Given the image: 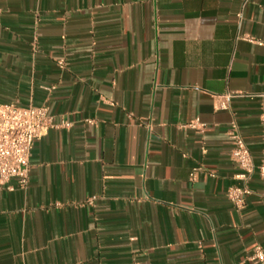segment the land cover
Here are the masks:
<instances>
[{"label": "crops", "instance_id": "obj_1", "mask_svg": "<svg viewBox=\"0 0 264 264\" xmlns=\"http://www.w3.org/2000/svg\"><path fill=\"white\" fill-rule=\"evenodd\" d=\"M0 104L56 125L0 184V264H260L264 0H0Z\"/></svg>", "mask_w": 264, "mask_h": 264}, {"label": "built area", "instance_id": "obj_2", "mask_svg": "<svg viewBox=\"0 0 264 264\" xmlns=\"http://www.w3.org/2000/svg\"><path fill=\"white\" fill-rule=\"evenodd\" d=\"M59 65L64 68V61H60ZM228 98L230 95L224 97L227 100ZM227 108L226 101H222L220 109ZM54 127L56 125L46 106L20 108L15 104H0V184L17 180L21 188L27 186L30 175V157L34 144ZM190 127H195V123L190 124ZM201 128L205 129V126L201 125ZM228 136L232 145L230 159L242 171L240 177L247 179L254 173L256 167L236 122L231 123ZM257 169L260 178L264 181V148ZM196 171L194 170L191 174L192 179L195 178ZM249 194L250 190L247 186L232 187L228 192V198L240 208ZM95 199L92 197L87 200V203L92 205ZM252 260L264 264V250L261 247L255 249Z\"/></svg>", "mask_w": 264, "mask_h": 264}]
</instances>
